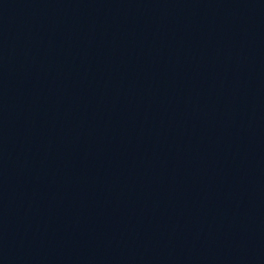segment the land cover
I'll return each mask as SVG.
<instances>
[{"label":"water","instance_id":"obj_1","mask_svg":"<svg viewBox=\"0 0 264 264\" xmlns=\"http://www.w3.org/2000/svg\"><path fill=\"white\" fill-rule=\"evenodd\" d=\"M264 260V0H92Z\"/></svg>","mask_w":264,"mask_h":264}]
</instances>
